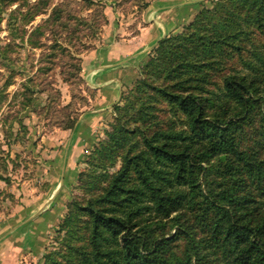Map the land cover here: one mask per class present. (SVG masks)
<instances>
[{
  "label": "trees",
  "instance_id": "obj_1",
  "mask_svg": "<svg viewBox=\"0 0 264 264\" xmlns=\"http://www.w3.org/2000/svg\"><path fill=\"white\" fill-rule=\"evenodd\" d=\"M40 1L17 10L21 22L43 13L47 0ZM14 2L27 4L0 0V25ZM137 4L142 10L148 0ZM17 20L7 21L10 31ZM185 27L161 38L140 69L148 93L134 97L131 122L115 105L112 129L88 154L100 185L72 201L65 222L84 215L86 233L65 243L59 264H264V0L220 1ZM33 33L27 42L37 47ZM255 33L259 40L247 47ZM152 94L175 120L151 115ZM256 116L259 126L251 128ZM167 226L174 232L162 231Z\"/></svg>",
  "mask_w": 264,
  "mask_h": 264
},
{
  "label": "rangeland",
  "instance_id": "obj_2",
  "mask_svg": "<svg viewBox=\"0 0 264 264\" xmlns=\"http://www.w3.org/2000/svg\"><path fill=\"white\" fill-rule=\"evenodd\" d=\"M37 1L27 0V4L21 6L14 2L7 6L0 25V222L13 217L9 215L15 213L20 205L43 203L48 193L52 192L58 181L52 180L57 172L52 173L49 169L48 155L52 150L49 144L54 142V134L62 130L67 121H75L76 125L83 114L92 111V101L97 96L96 90L87 85L84 77L86 71L77 70L79 57L86 49V52L94 50L104 42L101 38L106 29L112 27L115 33L118 28L121 35L125 34L124 31H134L141 13L137 3H142V0H93L96 5L89 7L84 0H47L44 10L41 8L43 13L24 24L17 10L26 12L29 5ZM220 1L226 0H203L195 15L204 9L212 10ZM54 9H57V15ZM12 10L14 12L10 15ZM241 12L240 22L245 14V11ZM16 16L18 29L10 31L7 21H13ZM193 18L169 35L186 33L188 29L185 26ZM36 27L40 31L33 33ZM241 27L252 30L246 24H241ZM30 33L39 43L37 47L28 44ZM250 36V40L246 38L244 42L247 47L259 40L256 33ZM156 45L151 47L147 56L143 55L137 73L122 90L119 100L112 105L105 126H101L93 143L82 151L83 157L77 162L73 175L69 179L68 176L64 178L62 192L54 197L55 201L48 208L55 209L56 215L45 245L37 256L27 260V264H59L65 243L78 242L77 235H85L84 215H74L72 223H66L65 218L69 217L74 199L85 201L99 188L100 182H94V178L90 177L93 171L88 172V154L95 145L106 139L107 132L112 129L115 105L122 107V115L131 122L130 115L134 112L131 107L138 103V99L133 100L134 97L148 93L147 88L141 87L142 76L139 72L156 55ZM234 59L232 63L238 65ZM214 75L218 77L217 73ZM148 79L160 82L155 81L153 75H149ZM208 87L211 89L213 86ZM150 99L156 104L155 112H151V115H158L162 120L177 118L159 96L152 94ZM158 117L155 116L157 120ZM257 120L258 116L251 128L259 126ZM248 132L252 133L249 129ZM114 168L116 166L109 168V171ZM101 172L95 171L97 174ZM69 227L71 232L67 233ZM167 228L174 232V228L169 226L162 231ZM178 243L177 248H181V241ZM219 263L217 258L215 264Z\"/></svg>",
  "mask_w": 264,
  "mask_h": 264
},
{
  "label": "crops",
  "instance_id": "obj_3",
  "mask_svg": "<svg viewBox=\"0 0 264 264\" xmlns=\"http://www.w3.org/2000/svg\"><path fill=\"white\" fill-rule=\"evenodd\" d=\"M202 1L148 0L134 31H124L126 35H121L118 28L115 33L112 27L106 29L101 38L104 42L82 55L85 80L97 93L92 101L93 109L83 114L73 129H62L54 134L48 157L49 169L57 172L52 180L58 182L44 202L20 205L9 215L13 217L0 222V264H27V260L41 252L56 215L55 209L48 208L62 192L64 178L73 175L77 162L83 157L82 151L93 143L101 126H105L112 105L137 73L143 55L147 56L161 38L188 23Z\"/></svg>",
  "mask_w": 264,
  "mask_h": 264
}]
</instances>
